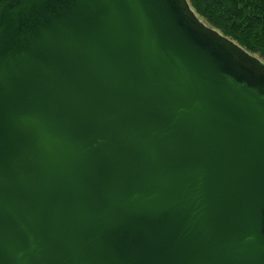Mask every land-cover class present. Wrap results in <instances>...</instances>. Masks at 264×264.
<instances>
[{"label": "water", "instance_id": "95a60500", "mask_svg": "<svg viewBox=\"0 0 264 264\" xmlns=\"http://www.w3.org/2000/svg\"><path fill=\"white\" fill-rule=\"evenodd\" d=\"M0 264H264V63L186 0H0Z\"/></svg>", "mask_w": 264, "mask_h": 264}, {"label": "trees", "instance_id": "16d2710c", "mask_svg": "<svg viewBox=\"0 0 264 264\" xmlns=\"http://www.w3.org/2000/svg\"><path fill=\"white\" fill-rule=\"evenodd\" d=\"M194 14L264 63V0H186Z\"/></svg>", "mask_w": 264, "mask_h": 264}]
</instances>
